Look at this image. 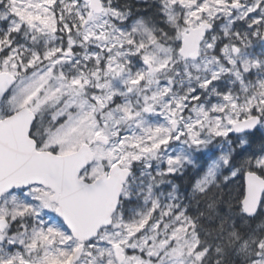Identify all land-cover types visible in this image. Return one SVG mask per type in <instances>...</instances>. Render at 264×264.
Here are the masks:
<instances>
[{"label": "snow or ice", "instance_id": "6c2138e0", "mask_svg": "<svg viewBox=\"0 0 264 264\" xmlns=\"http://www.w3.org/2000/svg\"><path fill=\"white\" fill-rule=\"evenodd\" d=\"M0 264H264V0H0Z\"/></svg>", "mask_w": 264, "mask_h": 264}]
</instances>
